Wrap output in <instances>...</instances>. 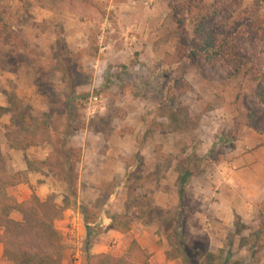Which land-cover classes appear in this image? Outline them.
Returning a JSON list of instances; mask_svg holds the SVG:
<instances>
[{
	"label": "rangeland",
	"instance_id": "1",
	"mask_svg": "<svg viewBox=\"0 0 264 264\" xmlns=\"http://www.w3.org/2000/svg\"><path fill=\"white\" fill-rule=\"evenodd\" d=\"M263 45L264 0H0V148L8 170L21 160L24 174L64 185L68 178L67 206L82 198L79 207L97 212L99 224L114 216L131 225L98 255L168 264L152 257H166L167 239H177L178 171L213 151L223 161L202 165L185 186L181 236H205L211 251L247 259L240 243L257 226L264 199V82L255 76ZM180 79L190 91L168 99ZM8 96L46 119L58 140L50 145L40 132L36 143L11 149L8 138L26 130ZM162 112H174L176 123ZM64 140L67 148L85 142L109 152L122 177L79 187L78 166L70 174L63 164ZM32 196L16 210L1 208L0 220L21 221ZM63 245L61 264L83 263L76 238L66 235Z\"/></svg>",
	"mask_w": 264,
	"mask_h": 264
},
{
	"label": "trees",
	"instance_id": "2",
	"mask_svg": "<svg viewBox=\"0 0 264 264\" xmlns=\"http://www.w3.org/2000/svg\"><path fill=\"white\" fill-rule=\"evenodd\" d=\"M89 51L93 54V57L96 56V48H90ZM255 56L259 62L256 66L255 76L258 80L264 82V45L257 48ZM190 89L189 83L185 79H180L169 90L168 99H175L177 95L185 94ZM7 99L11 108H14L11 111L22 122L26 130L8 138L11 149L16 147L25 149L31 143H36V134L40 132L48 133L50 145H53L54 141L58 140V134L51 130L46 119L42 120L32 117L16 97L8 96ZM5 113L6 111L0 108V118ZM162 117L166 118L169 125H173L177 121L174 112H162ZM62 146L66 148L64 154L65 162L63 164L66 169H69L70 174H74L78 164L81 162L82 150L80 148H67L66 140L62 142ZM53 152H55V149H53ZM193 158L195 160L193 164L189 166L185 164L181 171H178L176 187L180 199V210L174 230L177 239H175V242L167 239L169 250L166 252V258L168 260H178L182 264H260L264 254V199L257 205V226L240 243V248L246 249L249 253L247 259H234L233 255L224 249L217 252L211 251L209 241L205 236L196 237L192 241H186L181 236L182 220L185 214L183 202L187 182L196 175L203 173V170H201L202 165L207 166L223 161L220 158H215L213 151L204 158H197L196 156ZM56 161L59 164L57 158ZM62 181L69 188L68 193H70L72 184L69 179L62 178ZM26 182L27 174L23 172L11 173L8 170L0 148V209L16 210L20 206L7 195V191L16 185ZM76 182L77 180H75ZM61 212V209L56 206L51 196L43 201L36 196H32L25 207L19 211L22 216L21 221L0 220V227L3 229L1 244L6 258L14 264H61L62 254L65 250L63 245L64 238L56 227V222L61 219ZM82 213L86 230L82 264H129L126 256L117 258L108 254L94 255L91 253L94 241L96 237L103 233V229L98 226L100 218L97 212L83 210ZM110 219L112 223L109 229L122 234L130 232L131 225H126L120 220L121 217L116 218L113 216ZM132 246L136 248L138 254L143 255V251L135 243Z\"/></svg>",
	"mask_w": 264,
	"mask_h": 264
},
{
	"label": "crops",
	"instance_id": "3",
	"mask_svg": "<svg viewBox=\"0 0 264 264\" xmlns=\"http://www.w3.org/2000/svg\"><path fill=\"white\" fill-rule=\"evenodd\" d=\"M99 144L96 143V145ZM76 148H80L82 150L81 162L78 164L79 168V182L78 186L81 184L86 185L90 188L95 184V180H104V181H112L116 176L122 177L120 167L122 165L120 160H113L109 156V152L106 155H100L95 153V146H90L89 143H79L74 145ZM93 152V154H91ZM49 156V153L46 154V158ZM14 160V158H13ZM15 161V160H14ZM17 163V162H16ZM117 165L115 169L113 165ZM18 169L17 171L13 170V173L17 172H25L28 171L26 163L20 162L17 163ZM123 166V165H122ZM125 171V170H124ZM125 174V172H124ZM123 174V175H124ZM27 182L16 185L10 189H8V195L13 196L17 202L20 204L27 199L30 198V195L35 194L40 200H46L48 197L52 196V194L57 195L55 203L62 207L63 209V218L56 222L57 229L61 232L62 236L66 237V235L76 238L79 243L84 244L86 238V230L84 225V216L82 213V209L79 206H84L82 198H78L77 205L75 208H72L71 204L67 206L68 202V192L66 190V185L57 181L56 177L50 176L49 178L40 176L38 173L29 172L27 175ZM63 185V186H61ZM81 189L79 188V192ZM112 221L109 217H105L104 222L102 224L98 223V226L103 229V233L96 237L94 244L91 248V253L98 255L102 251H105L109 247L111 243L116 241H120L125 237V234L119 233L115 230L109 229ZM137 226V225H136ZM145 231L142 235V242L144 241ZM128 234V233H127ZM3 235V230L0 231V236ZM139 236V235H138ZM136 236L137 241L140 237ZM81 251L78 250L77 255ZM161 253V251H160ZM154 255V254H152ZM154 255L159 258L160 261H166L168 264L171 263L170 260H166L163 254ZM4 256V248L0 243V263L4 264H14L13 262L8 261ZM172 264L178 263L177 261H172Z\"/></svg>",
	"mask_w": 264,
	"mask_h": 264
}]
</instances>
